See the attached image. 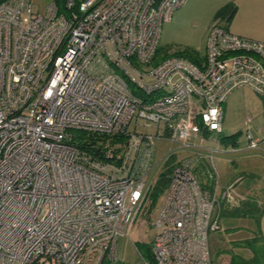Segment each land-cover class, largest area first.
<instances>
[{"label": "built area", "instance_id": "1", "mask_svg": "<svg viewBox=\"0 0 264 264\" xmlns=\"http://www.w3.org/2000/svg\"><path fill=\"white\" fill-rule=\"evenodd\" d=\"M186 1L65 0L63 11L52 1L37 14L30 0H0V264L118 260L117 238L149 190L157 135L130 131L132 118L162 124L187 145L221 131L235 88L250 87L264 101V41L218 22L202 63L171 55L144 69L163 23ZM75 133L106 144L84 138L82 148ZM119 135L126 139L111 144ZM244 136L264 151L249 130ZM193 162L172 166L152 221V258L140 264H212L216 186H202Z\"/></svg>", "mask_w": 264, "mask_h": 264}, {"label": "rangeland", "instance_id": "2", "mask_svg": "<svg viewBox=\"0 0 264 264\" xmlns=\"http://www.w3.org/2000/svg\"><path fill=\"white\" fill-rule=\"evenodd\" d=\"M52 1L54 0H30L33 12L37 14L44 13L46 6ZM167 23H163L161 28L158 47L160 52L172 55L186 48L198 53L206 50L207 39L202 36L200 23L195 26L192 21H188L183 27L168 29L170 31L166 34ZM149 66L151 65L144 66V69ZM134 74L139 80L140 76ZM151 80L152 77H146L143 81ZM249 89L238 87L228 95L227 99L234 96V101L224 113L220 133L201 132L199 138L188 140L187 145H180L169 139L168 130L162 124L160 128H156V125L144 119H136L135 116L132 118L128 126L130 131L157 134L154 137L156 151L153 168L146 177L144 192L148 187L149 190L138 215L133 221L126 223L124 234L117 238L118 260L106 257L101 264H118L121 261L125 264H140L141 256L149 259L152 221L156 218L167 191L168 183L162 182V173L168 166L186 159L194 161L191 172L204 188L214 193L216 186L217 201L212 218L217 219L218 227L208 232L212 264H229L231 258L237 257H243L248 264H264V177L259 172L252 173V162L248 157L238 160L233 153L224 152L227 146L221 140L237 131L242 133L239 140H243L247 127L244 119L252 115L254 108L261 111L264 107V101ZM255 98L261 101V107L255 102ZM193 142L199 144L194 146ZM218 147L221 152H216ZM223 190H227L229 198H221Z\"/></svg>", "mask_w": 264, "mask_h": 264}, {"label": "crops", "instance_id": "3", "mask_svg": "<svg viewBox=\"0 0 264 264\" xmlns=\"http://www.w3.org/2000/svg\"><path fill=\"white\" fill-rule=\"evenodd\" d=\"M227 3H233L236 7L232 17L230 19L216 18L215 17L216 11L220 7L226 5ZM188 21L190 22L192 21V23L195 26H197L200 23L202 36L206 39L208 37V33L211 25L214 22H218L221 25H224L227 28V30H229L233 34L259 41H264V0H187L183 6L173 11L171 18L165 27L166 34L170 30H173L175 27H183L184 24L188 23ZM204 54L205 51L203 53H200L201 63L204 60ZM149 64L151 66L155 65V63H153V59ZM241 87L250 88L247 86H241ZM249 90L252 89L250 88ZM233 98L234 96L230 97L229 100L228 99L225 100L224 102L225 107L223 104L222 123L224 119V113L227 111L228 105L233 103L234 101ZM254 100L261 107L262 105L261 101H259L256 98ZM193 103L196 107H198L200 106L201 102L198 99H194ZM244 125L247 126L245 132L249 130L254 135L255 138H258L260 141L264 142V107L262 108L261 111L260 110L256 111V109L254 108L252 110V115L244 119ZM222 127L223 126L221 124V131H222ZM237 132L238 135L235 140L236 142L235 145H233L232 141L230 140L224 141L226 142V146H227V148L224 149V152L226 151L229 154L233 153L234 157L238 158V160L239 159L241 160L244 157H248L252 162V167H251L252 173L259 172L262 175V177H264V151L260 149H253L247 147L245 136L243 139L244 141L239 140V137L241 136L242 133L240 131ZM199 136L200 134L196 136H192L190 139L192 138L197 139L199 138ZM201 142H202V137H200V143ZM193 143L194 146H197L199 144L197 142H193ZM228 144L230 145V148H228ZM262 145H264V143ZM155 151H156V146H155ZM210 151L212 152V150ZM216 152H221V148L218 147L216 149ZM232 160H234V158Z\"/></svg>", "mask_w": 264, "mask_h": 264}, {"label": "trees", "instance_id": "4", "mask_svg": "<svg viewBox=\"0 0 264 264\" xmlns=\"http://www.w3.org/2000/svg\"><path fill=\"white\" fill-rule=\"evenodd\" d=\"M59 8L60 11L64 10V2L65 0H54ZM75 1V6L78 4L79 0H74ZM235 5L233 3H227L226 5L220 7L216 13H215V17L216 18H224V19H230L235 11ZM172 55H176V56H182L187 58L188 60L196 63V64H200L201 62V56L200 53H198L196 50L194 49H190V48H186L180 52H176V53H172ZM171 56L170 54H167V52H160L159 48H157L156 53L153 57V63H158L160 60ZM134 93H136L137 95H140V93L135 90L132 89ZM238 135V132L230 135V136H226L224 138H221V140L223 141H227L230 140L232 141V144L235 145L236 142V137ZM86 138V140H90L88 141L89 143H95L97 146L103 148L104 144H106V139L102 138L101 136H96V135H89V136H85L84 134H79V133H75L74 134V139L75 141L79 142V146L80 147H84V144L82 143L83 139ZM126 139L125 135H119V136H111L110 142L111 144H116V143H120L123 142ZM121 147L124 145H120ZM119 149V148H118ZM117 149V150H118ZM120 150V149H119ZM172 166H168L167 170L162 173V182L164 184L168 183L169 181V175L171 172ZM203 186V185H202ZM151 253L149 254V259H151ZM229 264H248V261L246 259H244L243 257H237V258H231V261L229 262Z\"/></svg>", "mask_w": 264, "mask_h": 264}]
</instances>
